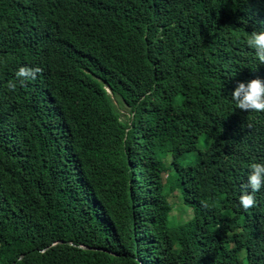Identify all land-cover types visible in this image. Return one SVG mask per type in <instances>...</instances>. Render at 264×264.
Instances as JSON below:
<instances>
[{
    "label": "trees",
    "instance_id": "obj_1",
    "mask_svg": "<svg viewBox=\"0 0 264 264\" xmlns=\"http://www.w3.org/2000/svg\"><path fill=\"white\" fill-rule=\"evenodd\" d=\"M260 29L264 0H0V264H264V112L229 99Z\"/></svg>",
    "mask_w": 264,
    "mask_h": 264
},
{
    "label": "clouds",
    "instance_id": "obj_2",
    "mask_svg": "<svg viewBox=\"0 0 264 264\" xmlns=\"http://www.w3.org/2000/svg\"><path fill=\"white\" fill-rule=\"evenodd\" d=\"M254 53L258 64H264V29L252 31L246 41ZM18 75H24L23 72ZM229 99L235 109L241 111L264 112V81L251 79L239 82L230 92ZM264 187V163H253L247 175L246 191L239 196L238 203L242 208L253 204V192Z\"/></svg>",
    "mask_w": 264,
    "mask_h": 264
},
{
    "label": "rangeland",
    "instance_id": "obj_3",
    "mask_svg": "<svg viewBox=\"0 0 264 264\" xmlns=\"http://www.w3.org/2000/svg\"><path fill=\"white\" fill-rule=\"evenodd\" d=\"M119 111H120L121 113H125V112H126L125 108H122V107L119 108ZM177 210H178L177 212L180 213L179 210H181V206H179V208H178Z\"/></svg>",
    "mask_w": 264,
    "mask_h": 264
}]
</instances>
